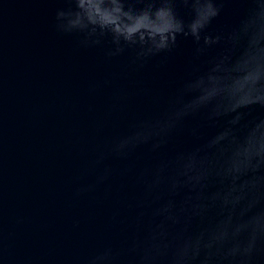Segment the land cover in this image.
<instances>
[{
  "label": "clouds",
  "instance_id": "clouds-1",
  "mask_svg": "<svg viewBox=\"0 0 264 264\" xmlns=\"http://www.w3.org/2000/svg\"><path fill=\"white\" fill-rule=\"evenodd\" d=\"M61 2L54 32L72 38L76 51L95 50L103 64L118 68L88 84L89 95L108 92L97 131L124 121L79 170L73 198L103 187L102 199H110L117 175L131 176L139 190L134 202H122L135 210L131 234L119 245L102 243L66 264H264V116L249 119L254 108L264 109V0H234L247 6L244 14L217 32L208 28L225 0ZM181 7L190 11L189 20L180 16ZM181 37L195 44L192 72L173 94L160 97L126 83L154 57L174 51ZM140 97L154 107L126 118V109ZM197 117L218 130L190 150L165 154L185 121ZM189 131L200 138L199 125ZM143 148L152 158L140 165ZM108 161L125 166L117 170ZM89 176L94 177L90 182ZM126 189L122 182L118 191ZM79 224L73 221L74 228ZM13 235L0 188L3 264H14Z\"/></svg>",
  "mask_w": 264,
  "mask_h": 264
},
{
  "label": "water",
  "instance_id": "water-1",
  "mask_svg": "<svg viewBox=\"0 0 264 264\" xmlns=\"http://www.w3.org/2000/svg\"><path fill=\"white\" fill-rule=\"evenodd\" d=\"M62 6L61 0H0V188L5 223L14 232L10 240L14 264L29 259L34 264H66L102 243L119 245L133 231L135 210L122 203L134 202L138 194L131 176L113 178L108 200L102 199L103 187L79 200L72 195L79 170L124 121L118 127L108 122L97 131L108 92L89 95L87 87L118 68L103 64L95 50L76 51L72 38L54 32V13ZM246 7L225 0L208 31L234 25ZM179 14L185 21L191 18L186 8L181 7ZM194 48L191 38H179L174 51L154 57L126 83L160 97L173 94L191 75ZM151 107L147 98H137L126 109V118ZM260 116L264 109L256 107L249 119ZM196 125L199 139L189 131ZM218 127L203 117L189 119L162 151L172 155L190 150ZM139 154L140 165L152 158L147 148ZM106 163L117 170L125 166L120 161ZM122 182L127 183L124 192L118 191ZM18 218L23 223L17 225ZM74 220L80 221L78 228L73 227Z\"/></svg>",
  "mask_w": 264,
  "mask_h": 264
}]
</instances>
